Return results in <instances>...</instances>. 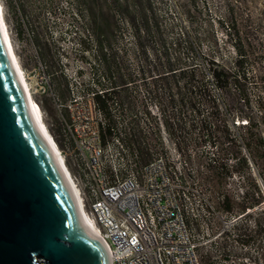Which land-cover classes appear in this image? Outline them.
I'll return each mask as SVG.
<instances>
[{"label":"rangeland","instance_id":"374dc122","mask_svg":"<svg viewBox=\"0 0 264 264\" xmlns=\"http://www.w3.org/2000/svg\"><path fill=\"white\" fill-rule=\"evenodd\" d=\"M74 1L57 0L56 14L43 15L47 21V29L55 38L60 60L51 64L49 73H44L43 69L37 68L28 59L29 50L12 37L5 8L0 0L13 52L28 84V90L40 110L47 131L54 142L57 140L55 144L65 163L68 162L69 144L61 127L66 114L55 109L53 101L57 99L64 103L70 94H79L81 87L90 80L92 66V46L87 43L80 52L77 44L78 39L85 34L83 20L76 13ZM149 4L154 16L160 21V26L193 28L192 34L201 37L200 43H195L194 47L206 56L204 61L213 57L219 64L231 67L238 53L241 55L242 63L238 70L244 71L247 78L245 92L250 107L249 118L246 119L249 125H233L236 119H244L238 116L243 105L242 96L236 94V88L228 85L217 90L206 74L209 89L216 96L221 113L218 126L219 143L216 141L214 145H210L206 141L199 151L195 149L186 157L178 155L184 160L181 175L189 178L188 183H194L208 196L212 204H220L227 199L229 209L223 210L216 206L218 215L227 219L237 216L239 218L229 230L213 239L212 235L221 228L218 215H212V218L208 216L211 225L207 236L198 217L191 216L189 207L184 206L183 211L189 232L197 244V255L202 256L205 264L210 259L209 251L213 244L226 250V264L236 260L242 262L243 259L254 264H263L264 208H258L263 198L254 171L264 186V152L261 145L264 115V0H149ZM111 20L113 22L110 26L121 27L114 45L117 48L128 46L129 36L125 26L130 25L119 15H115L113 19L111 17ZM145 82H149V78ZM149 110L152 115L156 113L152 105H149ZM222 137L224 140L220 139ZM220 141L224 142L220 144ZM162 143L166 152L160 156L173 168V146L165 138ZM242 145L245 151H242ZM246 153L254 165L253 171L247 163ZM241 157L244 158L245 165L241 163Z\"/></svg>","mask_w":264,"mask_h":264},{"label":"trees","instance_id":"16d2710c","mask_svg":"<svg viewBox=\"0 0 264 264\" xmlns=\"http://www.w3.org/2000/svg\"><path fill=\"white\" fill-rule=\"evenodd\" d=\"M2 2L12 37L29 50L28 59L37 68L49 73L51 64L60 60L55 38L43 15L56 14L57 0ZM73 5L84 25L85 36L77 42L79 51L87 43L92 46L90 80L81 90L92 94L100 114L101 144L112 138L121 143L125 169L137 172L147 162L165 154L164 138L182 157L195 149L199 151L206 141L214 145L219 140L221 113L206 74L217 90L228 85L236 88L243 105L238 116L249 118L247 78L244 71L238 70L242 63L239 53L231 67L219 64L213 57L204 61L206 56L194 47L201 37L192 34L193 28L160 26L149 0H75ZM115 15L130 25L125 26L128 46L114 45L121 31L120 26H110ZM146 78L149 82H145ZM149 105L156 109L154 115ZM262 105L263 110L264 102ZM61 131L64 133L63 127ZM222 135L225 136L223 132ZM240 160L245 165L244 158ZM180 181L186 186L189 178L182 174ZM184 194L189 197L188 191L184 190ZM226 200L217 203V207L228 210ZM198 220L202 221L201 216ZM218 248L223 257L228 256L226 250ZM198 256L205 264L202 256ZM262 261L264 264V256Z\"/></svg>","mask_w":264,"mask_h":264},{"label":"built area","instance_id":"2783aa9c","mask_svg":"<svg viewBox=\"0 0 264 264\" xmlns=\"http://www.w3.org/2000/svg\"><path fill=\"white\" fill-rule=\"evenodd\" d=\"M53 102L55 109L66 114L62 125L70 148L68 162L62 156L63 162L76 187L80 208L90 222L89 228L103 243L110 263L200 264L183 207H189L192 217L201 216L207 236L211 225L208 216L212 218L219 211L217 203L212 204L194 183L186 186L181 183L184 162L175 150L172 149L173 168L158 156L137 172L127 170L121 157L124 149L118 139L112 138L105 145L100 142V114L91 93L81 90L79 94H70L64 103L57 99ZM233 125L245 127L247 119H236ZM261 145L264 152V121ZM242 151H245L243 145ZM245 156L253 171L248 153ZM254 172L263 198L258 208L262 209L264 186ZM184 190L189 192V197ZM238 218L218 215L221 228L212 238L217 239L229 230ZM209 254L207 264H226V256H222L216 244L211 246ZM231 264L254 263L243 259Z\"/></svg>","mask_w":264,"mask_h":264},{"label":"water","instance_id":"95a60500","mask_svg":"<svg viewBox=\"0 0 264 264\" xmlns=\"http://www.w3.org/2000/svg\"><path fill=\"white\" fill-rule=\"evenodd\" d=\"M0 5V264H111L38 125Z\"/></svg>","mask_w":264,"mask_h":264},{"label":"bare ground","instance_id":"6f19581e","mask_svg":"<svg viewBox=\"0 0 264 264\" xmlns=\"http://www.w3.org/2000/svg\"><path fill=\"white\" fill-rule=\"evenodd\" d=\"M0 5H1V4H0ZM1 18H2V21H3L4 25H5L6 33L8 34L7 27H6V24H5V22H4L3 14H2ZM8 36H9V35H8ZM9 42H10V38H9ZM10 44H11V42H10ZM12 52H13V48H12ZM13 54H14V52H13ZM14 56H15V54H14ZM18 66H19V64H18ZM19 69H20V71H21V73H22V70H21L20 66H19ZM22 74H23V73H22ZM23 80L25 81L24 76H23ZM25 82H26V81H25ZM28 98H29V103H30V105H31V107H32V109H33L34 116H35L36 119L38 120V125H39V127H40V128L42 129V131L47 135V137H48V139H49V141H50V143H51L53 149L55 150V152H56V154H57V156H58L59 162H60V164H61V166H62V168H63L65 174L67 175V177H68V179H69V181H70V183H71V186H72V189H73L74 195H75V197H76V200H77V203H78V206H79V209H80V212H81L82 218H83V221H84L85 225L87 226V228L90 229V228H89V227H90V222H89V220L87 219V217L85 216L83 210L80 208L81 205H80V202H79V198H78L77 190H76V187L74 186V183H73V181H72V179H71L70 173H69L68 169L66 168V166H65V164H64V162H63V158H62V155H61V153H60L58 147L56 146L55 142L53 141L52 137L50 136L49 132L47 131L45 124L43 123V120H42V116H41L40 110H39L37 104L33 101L32 97H31V95H30L29 90H28Z\"/></svg>","mask_w":264,"mask_h":264}]
</instances>
